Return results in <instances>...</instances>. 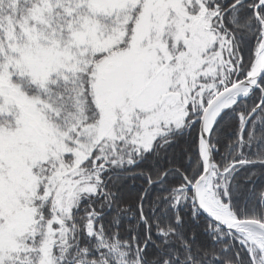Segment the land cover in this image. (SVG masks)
<instances>
[{"label": "snow or ice", "instance_id": "6c2138e0", "mask_svg": "<svg viewBox=\"0 0 264 264\" xmlns=\"http://www.w3.org/2000/svg\"><path fill=\"white\" fill-rule=\"evenodd\" d=\"M0 264H264V0H0Z\"/></svg>", "mask_w": 264, "mask_h": 264}]
</instances>
